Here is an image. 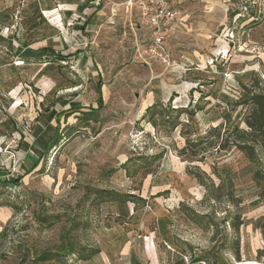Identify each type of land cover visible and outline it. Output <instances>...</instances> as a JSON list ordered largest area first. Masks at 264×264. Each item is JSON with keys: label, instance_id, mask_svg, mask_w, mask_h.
Here are the masks:
<instances>
[{"label": "rangeland", "instance_id": "374dc122", "mask_svg": "<svg viewBox=\"0 0 264 264\" xmlns=\"http://www.w3.org/2000/svg\"><path fill=\"white\" fill-rule=\"evenodd\" d=\"M122 1L0 0V264H264V151L180 154L264 94V0H174L176 72Z\"/></svg>", "mask_w": 264, "mask_h": 264}, {"label": "trees", "instance_id": "16d2710c", "mask_svg": "<svg viewBox=\"0 0 264 264\" xmlns=\"http://www.w3.org/2000/svg\"><path fill=\"white\" fill-rule=\"evenodd\" d=\"M71 55H67L65 57H56L57 59L65 60L70 58ZM63 60V61H64ZM243 93L240 97L241 104H250L253 106V109L245 116L244 118V128H240L239 126H233L231 130H228L227 127L217 126L215 128H211L206 137L200 138L197 141L191 140L184 137L186 142V148L182 150L181 155L188 154L192 157L200 156L206 153L209 150L216 151H224L228 148L229 145H234L237 147L249 161L254 160L255 147H258L260 150L264 151V94L260 90V83L257 80H254L251 85L243 86ZM101 108V106H100ZM150 109V108H149ZM148 109V110H149ZM76 109L72 108L67 111L61 112L70 114ZM151 111V109L149 110ZM58 113L56 115V121L59 120ZM229 122V120H228ZM54 137L50 139L52 142ZM202 140H205L204 147ZM49 141V142H50ZM198 180L199 176H195ZM257 180H264V178H259V174L256 177ZM200 183L203 184V182ZM204 185V184H203ZM219 189V188H217ZM113 195V194H111ZM215 200H218V197H214ZM126 201V200H122ZM235 229H238L239 223L234 224ZM64 253L70 252L71 254H75L73 249L63 250ZM99 249H88L84 248L81 252H77L78 261H88L95 255L99 253ZM63 253V254H64ZM48 253L41 254L40 257L43 260L48 259ZM39 259V258H38ZM199 259H193L189 263H186L182 258L177 259L173 264H200ZM131 264H143L140 263L135 257H131Z\"/></svg>", "mask_w": 264, "mask_h": 264}, {"label": "built area", "instance_id": "2783aa9c", "mask_svg": "<svg viewBox=\"0 0 264 264\" xmlns=\"http://www.w3.org/2000/svg\"><path fill=\"white\" fill-rule=\"evenodd\" d=\"M121 6L129 17L136 14L140 28L146 31L143 41L135 36L134 59L148 67L158 63L173 68L168 40L177 32L181 22V12L173 0H123Z\"/></svg>", "mask_w": 264, "mask_h": 264}, {"label": "crops", "instance_id": "0c3cea01", "mask_svg": "<svg viewBox=\"0 0 264 264\" xmlns=\"http://www.w3.org/2000/svg\"><path fill=\"white\" fill-rule=\"evenodd\" d=\"M173 4L175 5L174 0H173ZM132 17H129V19L131 20ZM134 18L137 21L136 14H134ZM137 24H138V21H137ZM140 29H142V28H140ZM136 30H138V29H136ZM134 35L137 37V34L135 32H134ZM145 36H146V34H145ZM143 40L144 39H142V41ZM74 53L79 54V51L78 52L76 51ZM172 70L176 72V70H174V68H172ZM171 93H176V90L175 89L174 90H171ZM176 98H178V96ZM74 109H76V108H74ZM55 119H56V117H55ZM172 216H174V215H172ZM96 256H98V254ZM138 257H140V259L142 261H145L146 264H161L162 263L161 262V258H159V256H157V254H156V250H153V249L150 250V248H148L147 245H145L144 247H141V250H140V253L138 254Z\"/></svg>", "mask_w": 264, "mask_h": 264}]
</instances>
